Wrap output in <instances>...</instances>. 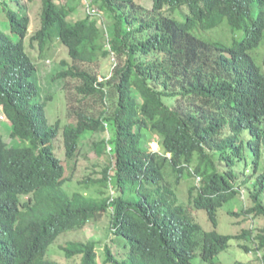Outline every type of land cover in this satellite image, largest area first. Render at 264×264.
Returning a JSON list of instances; mask_svg holds the SVG:
<instances>
[{"label": "trees", "instance_id": "obj_1", "mask_svg": "<svg viewBox=\"0 0 264 264\" xmlns=\"http://www.w3.org/2000/svg\"><path fill=\"white\" fill-rule=\"evenodd\" d=\"M41 1V25L29 40L27 7L0 0V122H10L9 141L0 132V264H60L47 258L50 246L106 214L128 257L107 246L104 264H193L198 254L219 264L234 239L264 264V227L217 231L219 210L241 203L242 190L251 203L228 213L264 219V71L255 61L264 0H149L151 8L142 0H92L98 12L84 8L74 21L84 0ZM224 25L227 34L218 31ZM29 42L42 52L61 43L69 61L55 79H75L78 96H111L113 105L106 102L98 118L75 109L76 122L64 128L51 122L54 95L44 94ZM109 58L113 73L100 79L96 69ZM106 132L85 159L105 154L107 164L74 183L88 194L69 193L72 161ZM192 177L199 183L185 203L179 188ZM190 207L214 229L206 231ZM63 251L99 264L93 239Z\"/></svg>", "mask_w": 264, "mask_h": 264}, {"label": "rangeland", "instance_id": "obj_2", "mask_svg": "<svg viewBox=\"0 0 264 264\" xmlns=\"http://www.w3.org/2000/svg\"><path fill=\"white\" fill-rule=\"evenodd\" d=\"M58 2H63L64 0H57ZM72 1V0H71ZM74 1V0H73ZM81 1L79 8L77 7V14L72 17L74 21L77 18H83L86 15L84 8H86V1L91 5L92 0H84ZM77 2V1H76ZM75 2V3H76ZM79 3V2H78ZM77 3V4H78ZM21 4L27 7V13L31 18V26H30V36L28 39L30 40L33 32H35L41 25V17H42V1L35 0L34 2H28L26 0H21ZM141 4L146 5L151 8L152 4L149 0H142ZM102 24V23H101ZM100 24V25H101ZM222 34L229 33L227 26L224 25L219 29ZM216 35V34H215ZM228 39L230 42L229 34ZM28 42V40H27ZM26 49L29 50V54L33 56L37 63L38 69V80L41 86L44 88V94L46 95L47 91L49 93L48 96L54 95L53 99L48 103V112L49 118L51 122L60 119L61 127L64 128L66 125L70 123L76 122L78 118V109L79 111L94 116L98 118L100 113L106 109V102L112 106L114 103L113 97L109 96L106 101L101 98V96H78L75 90V79L67 78V79H55L56 72L63 71L65 66L62 61H69L68 51L61 43L57 42L52 44L51 46H47L42 52L40 49V45L38 42L27 43ZM255 61L258 66L264 71V42L259 47V49L255 53ZM114 59H106L99 68L98 71L99 78L102 79V76H107L108 79L111 77L113 73V68L115 66ZM105 101V102H103ZM112 108H109L110 110ZM75 111V112H74ZM6 119V118H5ZM1 123V134L4 138L9 141L10 134V122L5 120ZM110 137V133L106 132L103 135H93L88 140V145L85 146L86 153L81 157H77L72 161V167L75 166L76 160H78V167L75 171L73 180L66 185V189L69 193L73 194L75 192L78 193H87V190L79 187L78 185H74V183L78 184V180L82 179L83 176L91 174L94 171V164L97 166L95 169L97 171H101L102 167L107 164V156L105 154L98 155L94 157L91 161L86 160L85 156L92 154L94 151V144L97 142H101L102 139H108ZM56 147L58 148V152L61 153V156L64 158V152L62 151L63 147V137H60V140L56 142ZM151 149L153 151H159V144L156 140L151 141ZM97 176H101L98 174ZM199 183L198 178H186L182 184L180 185V195L185 203H188L189 190L193 185ZM72 184V186H69ZM70 189V190H69ZM243 196L241 199V203H238V199L227 204L224 208L220 209L218 212V227L217 231L223 235H235L241 233L243 229H254L256 232L264 227V219L254 220L251 216H239L234 217L231 216L228 212L230 210L241 211V207L243 202H246L247 207L251 201L248 197L246 191H243ZM32 196H25L24 201H28ZM243 201V202H242ZM244 207V208H245ZM193 214L199 220L198 222L206 231L213 230L212 224L208 221V216L204 211H198L192 207H190ZM93 239L96 241V251L98 254L97 261L99 264H104L106 260L105 248L108 246L112 253L118 254V258L121 259L122 256H127L124 250L123 239L120 236H114L112 231L111 217L110 214H106L105 217L96 222H90V224L83 230L80 231H70L63 235H61L54 244H52L49 248L47 258L58 262L60 264H81V256L74 258H67L63 251V248L67 246L70 242L75 241H87ZM239 241L234 239L231 241V245L229 249L223 253H221L217 262L219 264H236L247 263V264H261L260 261L256 260L257 257L253 254H247L241 251L238 248ZM261 257L260 254H258ZM128 257V256H127ZM111 264V263H109ZM193 264H207L205 263L200 254H198L194 260Z\"/></svg>", "mask_w": 264, "mask_h": 264}, {"label": "built area", "instance_id": "obj_3", "mask_svg": "<svg viewBox=\"0 0 264 264\" xmlns=\"http://www.w3.org/2000/svg\"><path fill=\"white\" fill-rule=\"evenodd\" d=\"M86 10L88 12L93 13V14L98 12V10L96 8L92 7L90 4H88L87 1H86Z\"/></svg>", "mask_w": 264, "mask_h": 264}, {"label": "clouds", "instance_id": "obj_4", "mask_svg": "<svg viewBox=\"0 0 264 264\" xmlns=\"http://www.w3.org/2000/svg\"><path fill=\"white\" fill-rule=\"evenodd\" d=\"M86 9V8H85Z\"/></svg>", "mask_w": 264, "mask_h": 264}]
</instances>
